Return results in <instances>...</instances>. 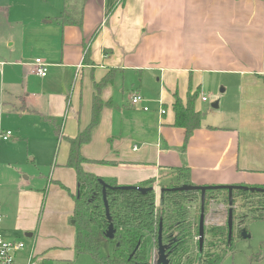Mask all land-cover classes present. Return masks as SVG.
<instances>
[{"label":"crops","instance_id":"obj_1","mask_svg":"<svg viewBox=\"0 0 264 264\" xmlns=\"http://www.w3.org/2000/svg\"><path fill=\"white\" fill-rule=\"evenodd\" d=\"M62 4L61 13L42 20L28 12L12 19L0 0V128L6 116L20 123L17 135L0 139V231L6 239L24 242L17 237L26 233L34 240V262L39 243L43 253L65 241L69 249L60 253L68 264L85 255L76 249L78 180L68 166L70 140L89 127L96 84L108 75L112 80L99 92L100 122L81 148L85 172L110 185L153 182L147 187L155 188L156 207L161 188L186 178L193 186L264 188V0ZM65 11L80 24H62ZM36 59L48 68L44 78L33 73ZM195 93L201 125L185 146L187 131L175 126L173 106L177 96L186 106ZM205 93L215 96L218 108L212 110ZM134 94L146 102L132 106ZM40 155L44 171L25 177L27 164ZM229 209L211 202L205 227H228ZM147 237L155 264L157 239ZM261 248L252 259L264 260Z\"/></svg>","mask_w":264,"mask_h":264},{"label":"trees","instance_id":"obj_2","mask_svg":"<svg viewBox=\"0 0 264 264\" xmlns=\"http://www.w3.org/2000/svg\"><path fill=\"white\" fill-rule=\"evenodd\" d=\"M66 1V5L68 0ZM64 25H78L80 20L72 19L67 11L58 18ZM112 80L108 75L96 84L93 98V114L89 127L70 140L71 150L68 166L76 170L78 193L75 196L74 216L77 221L78 254L91 256L98 264H152L149 255L147 234L159 235L162 223V237L165 243L173 242L175 248L170 257L171 264H221L228 254L235 252V241L243 230L249 232L251 224L264 221V193L235 191L233 195V214L236 226L232 240L229 241L228 227H209L205 229V242L202 255H199V219L201 214L200 192H167L160 207H156L154 192L141 193L133 190L108 189L106 191L110 216L115 225L114 240H109L105 232L109 227L103 199V187L99 178L83 170L88 160L81 154V148L91 140L93 130L100 122L104 103L99 92ZM198 94H190L185 106L177 96L173 106L175 126L186 129L185 146L195 130L200 128L201 114L195 110ZM54 124L55 120H52ZM61 124L56 132L61 133ZM183 170H179V173ZM147 182L144 187L152 185ZM185 184L191 185L188 178ZM111 186L118 187L117 184ZM173 185L171 187H176ZM170 187V188H171ZM218 195H222L219 199ZM214 203L229 205L227 191H210L206 196L205 210ZM102 244L114 246L113 255L103 257ZM260 256V254H258ZM257 256V257H258Z\"/></svg>","mask_w":264,"mask_h":264},{"label":"rangeland","instance_id":"obj_3","mask_svg":"<svg viewBox=\"0 0 264 264\" xmlns=\"http://www.w3.org/2000/svg\"><path fill=\"white\" fill-rule=\"evenodd\" d=\"M9 6V13L12 19H16L18 17V13L28 12V17L33 19L34 14H38L39 20L44 19L43 16L45 14L56 15V13H61L63 9L62 0H6ZM222 86L216 87L215 91L219 93L222 91ZM209 98V105L213 109L212 104L217 100L215 96H209V94L205 93ZM20 130V123L12 116H6L2 118V125L0 128V132L11 131L17 135ZM20 149V148H19ZM24 153V147H23ZM42 160V155L38 157L36 163L27 164V170L24 171L25 177L27 175L31 177H36V174L40 171H44V164L40 162ZM49 166V165H48ZM33 170V172H32ZM32 182L35 180L32 179ZM173 185L179 184H171L166 188H170ZM181 185V184H180ZM2 232V231H0ZM252 238L249 240H238L235 242V252L233 255H227L223 260L222 264H264V260H254L252 259L256 254L260 253L261 247H264V221L255 223L251 227ZM19 239H22L26 248L24 251L20 252L16 258V264H25L26 259L32 252L33 247V239L26 237V233L21 234ZM16 239V238H13ZM11 239V240H13ZM42 239V238H41ZM58 240L59 238H56ZM10 240V239H9ZM263 243V244H262ZM62 246H57L58 248H52L45 252H39V246L35 249V263L36 264H68L66 258H63V254L60 252L68 251L69 245L65 241L60 242ZM114 246L111 244H102L101 254L103 257H108L113 255ZM53 251L52 254L47 255V253ZM264 252V248H263ZM74 264H98L91 256L89 255H80L78 257L72 258Z\"/></svg>","mask_w":264,"mask_h":264},{"label":"water","instance_id":"obj_4","mask_svg":"<svg viewBox=\"0 0 264 264\" xmlns=\"http://www.w3.org/2000/svg\"><path fill=\"white\" fill-rule=\"evenodd\" d=\"M213 108H218V103L212 105ZM100 184L103 187V199H104V206L106 210V216L109 221V227L105 232V236L109 240H114L116 235L115 225L112 221L110 216V208L107 200L106 191L108 189L115 190V189H123V190H133L139 191L141 193H148L154 192V187H137V186H118L114 187L110 184L104 182L103 180H99ZM200 192L201 194V214L199 220V253L200 256L202 255L204 242H205V203H206V196L207 193L210 191H227L229 197V216H228V229H229V241L232 240L233 233H234V214H233V195L235 191H245L251 193H264V188H256V187H247V186H193L188 184H182L177 187L172 188H161V203L164 200V194L167 192ZM163 227L162 223H160L159 228V235L157 238V250H156V261L155 264H171L170 257L174 252L175 248L173 247V243L177 241V239H173V242L165 243L162 237ZM242 237L247 239L250 238V235L247 233L246 230H243L241 233Z\"/></svg>","mask_w":264,"mask_h":264},{"label":"built area","instance_id":"obj_5","mask_svg":"<svg viewBox=\"0 0 264 264\" xmlns=\"http://www.w3.org/2000/svg\"><path fill=\"white\" fill-rule=\"evenodd\" d=\"M33 73L39 77H46L48 74V68L43 63L41 59H36L33 64ZM206 101V98H203ZM146 102V99L139 95L134 94L131 97V105L136 107L140 104ZM145 111H148V107H144ZM162 114H165V111L162 110ZM13 132L7 131L0 135V139L3 141H8L12 138ZM1 221V219H0ZM25 249V243L22 241H10L5 238L4 234L0 232V264H16L17 255ZM25 264H35L33 255H29Z\"/></svg>","mask_w":264,"mask_h":264}]
</instances>
